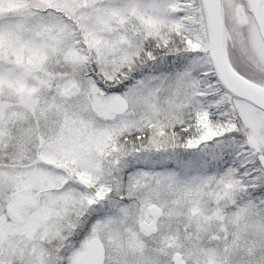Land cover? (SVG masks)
I'll return each instance as SVG.
<instances>
[{"label":"snow or ice","instance_id":"6c2138e0","mask_svg":"<svg viewBox=\"0 0 264 264\" xmlns=\"http://www.w3.org/2000/svg\"><path fill=\"white\" fill-rule=\"evenodd\" d=\"M0 264H264V0H0Z\"/></svg>","mask_w":264,"mask_h":264}]
</instances>
